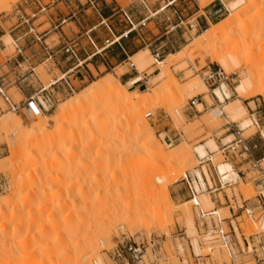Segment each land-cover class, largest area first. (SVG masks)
I'll return each mask as SVG.
<instances>
[{
    "label": "rangeland",
    "instance_id": "rangeland-1",
    "mask_svg": "<svg viewBox=\"0 0 264 264\" xmlns=\"http://www.w3.org/2000/svg\"><path fill=\"white\" fill-rule=\"evenodd\" d=\"M118 1L126 7L129 1L134 0ZM195 1L203 9L215 0ZM222 1L226 10L207 27L199 28L193 24L191 28L190 24L181 25V29H178L175 34L179 38V47L164 51L163 61L155 62L152 57L153 50H156L160 44L149 50L136 41L154 29L153 24H150L145 29L139 30L136 38L130 43L134 53H137L136 56L121 65L115 64L112 66L116 67L113 70L102 66L94 69L89 65V70L86 67L85 69L90 77L83 82L76 80L71 82L69 79L73 85V91L62 93L59 85L62 82L52 86L54 91L50 88V85L62 75L55 69L52 62L38 65L5 62L6 59L20 56L16 46L22 50V44L25 46L30 41L38 42L47 37L49 38L46 43L53 46L60 34L64 36V32L68 33L66 24H61V20L55 21L54 24H47L49 18L52 17V12H48V6L53 7L55 4L51 5V0H0V36L4 35L0 40V88L13 103L20 104L22 107L30 97L40 101L45 108L42 112L45 116L43 120L47 122L46 132L33 136L34 133L32 134L31 130L39 122L38 116H28L24 109L16 113L12 112L0 95V200H9L3 216L0 215V264H15L16 259L14 257L12 259L10 256L14 255L10 253L15 254L16 248H19L17 245L20 247L23 245L21 242H31L28 244L33 245L37 241L35 244L37 246L58 244L60 252L56 251L57 249L55 251L56 255H59L63 252L60 246L65 247L71 244L69 243L71 240L79 241L84 234L87 235L88 240L90 238L91 242L96 241V238L100 240H98L99 244L98 241L95 242L97 249L86 256V259L91 260V264H113L108 251L124 238L149 244L144 258L145 264H264V229L259 228L260 221L264 218V204L256 210L249 208L251 214L236 209L237 206H241V199L255 200L258 190L253 180L259 178L261 172L248 169L249 173L245 179L239 180L236 177L238 183L225 190L235 210L233 218L236 219L232 225L241 249H244L242 238L247 241V249H244L247 253L244 256L231 258L228 250L221 247L199 219L200 210L204 215L213 211V204H209L211 202L209 194L200 193L205 189L199 180L200 175L201 177H203L202 173L207 175V171H213V168L219 174L218 167L222 164H228L234 170L232 164L222 157L218 148L219 143H226L233 139V136H229V132L223 131L224 128L229 124L238 126L243 138L258 137L260 132L264 133L263 98L255 96L239 99L234 90L238 81L244 77L245 71H250V69L256 70L251 76H255V79L257 75L259 77L254 79L256 87L261 88L262 86L263 88L264 86L262 85L264 82V48L260 47L261 42H256L252 38L253 42L249 40L245 42L242 31L246 25L249 28L256 25L262 15L257 12L259 7L249 6L247 9L246 4L244 6L246 9L240 6L229 10L227 4L235 0ZM231 15H235L236 19L233 20L232 25L229 24L230 26L225 28L226 30L218 39L208 43L201 41L206 31L209 33L215 26H220ZM24 20L27 21L24 22ZM62 26L65 27L61 29ZM69 27L75 30L73 24H69ZM49 31V36H46L45 33ZM153 34L159 35L157 31ZM15 40H17L16 43L13 42ZM162 50L165 48L159 49L160 52ZM180 51L185 57L178 54ZM232 51H238L241 56L238 54L237 56L241 58L248 52H252L249 55V64L244 65L245 63L239 62L243 59L238 61L239 58H235L236 68L231 66L232 69L226 71L222 63L229 58L227 54L230 53L232 56ZM106 56L111 57L110 54ZM138 60L141 61L140 64L137 63ZM134 69L139 72V77H142V74L149 75V83L139 90L122 85L126 87L129 95L133 96L132 101L137 103L141 99L140 105L145 106L139 113L140 116L137 115L135 118L138 121L140 117L147 124L149 131L161 146L159 153L162 154V159L157 154H149L142 145V139L135 141V136L131 131L129 133L127 128V132L124 131L125 124H122L124 130H122V125L112 129L103 124L104 130L100 126L97 129L98 132L95 131L94 126L98 123L96 119L103 114L105 116V113L101 111L97 114L99 112L96 113L94 106L90 104L92 107L86 106L87 111L83 112L82 109L76 107L75 115L73 111L72 115L59 120L60 123L55 125L53 121L59 110L64 105H68L73 98L84 94L94 82L101 79L107 80L108 74L118 80L122 74L135 72ZM169 76L178 84L179 89L169 92L166 88L163 91L165 96L147 104L144 103L142 96L146 92L164 86L167 81H170ZM210 76L212 78L208 79ZM195 77L202 80L205 90L200 88H195L193 91L187 90ZM257 81H262V83L257 84ZM223 85L225 90L222 89ZM42 87L46 90L39 93ZM216 88L221 89L223 94H227L224 100L219 102L220 105H224V108L229 105V108L225 110L229 119L222 118V120L218 119V122L213 121L210 114L217 106L200 120L187 118L186 113L190 111L189 100L203 96L207 98L208 104H212L213 91ZM23 93H27L28 96L25 98ZM134 93L137 95L135 96ZM93 101L95 99L91 103ZM235 101H239L240 108L234 112L231 108L233 109ZM78 111L79 114H77ZM93 112L99 116H94ZM10 120L21 122V129L11 128L12 126L7 124ZM254 121H257L258 126L254 125ZM105 127L109 129V133L105 131ZM92 131L93 134H96L95 132L104 134L105 131L108 134L107 137L105 136L107 140L105 138L99 144L92 146L89 142L91 139L89 135H92ZM124 141L127 144L132 142L130 145H133V148L126 146ZM121 142L125 143L124 146ZM115 145H122L124 150L125 147L131 150L126 153L128 148L124 152L120 146L115 149ZM199 146H203L206 151V157L202 160L199 159L196 151ZM156 157L162 161L155 166L153 163ZM244 168H249V166ZM262 171L264 172V165ZM126 173L129 179H126L128 176L124 178ZM32 174L33 180L31 182L25 180L29 183L21 186L24 179ZM194 176L198 178L202 188L199 190L196 184L193 185L198 206L190 202L194 197L179 200L175 196L177 193L184 192L182 183L185 182L186 177L194 181ZM220 179L222 180L221 175ZM222 183L224 184L225 181ZM172 189L175 190V194ZM14 191L15 199L10 201L9 195ZM70 191L74 196L76 195L72 197L74 202ZM26 192L31 194V198L23 201ZM78 193L81 195L78 196ZM69 196L71 200H67L66 197ZM232 198L236 199V205ZM132 213L137 214L133 216ZM216 214L225 221L233 220L228 208L217 210ZM210 218V216L204 217L208 226H210ZM59 223L63 226L59 227ZM223 227L226 231H230L227 223H224ZM87 231L89 233H86ZM55 234H57L56 237H54ZM33 238L35 241L32 240ZM64 240L68 244L65 245ZM150 241L158 242L159 246L152 248ZM52 242H55L54 245H51ZM53 249L54 247H51V250ZM193 255L197 258L193 259Z\"/></svg>",
    "mask_w": 264,
    "mask_h": 264
},
{
    "label": "crops",
    "instance_id": "crops-1",
    "mask_svg": "<svg viewBox=\"0 0 264 264\" xmlns=\"http://www.w3.org/2000/svg\"><path fill=\"white\" fill-rule=\"evenodd\" d=\"M89 1L92 2L91 5L89 4ZM53 4H55L53 7L50 5L48 6V12H52V17L49 18L47 24H54L57 20L66 19L65 26L67 27L68 33L64 32V36L60 34L58 41L54 42L53 46H49L46 43L49 37L43 40H38V42H34V40L30 41L25 46L22 44V55L13 57V61L12 59H6L5 62L11 61L9 64L19 63L20 65L23 63L38 65L46 62H52L55 69L62 74L60 78L63 74H65L66 78L70 79L71 82H74V80L83 82L87 79V77H90V74L86 70H89V65L93 66L94 69H99L102 66L105 69L111 68V70H113L116 68L112 67L115 64L121 65L137 55V53H134V50L130 46L131 41L136 38V33H131L127 37H124L123 35L119 44L109 47L100 55H95L91 59L86 57V53L80 52L78 56L79 61H81L82 64L77 68L73 67L75 63L73 61H69V58L61 52V49L68 43V41L78 37V34L80 36V43L82 45L86 44L87 39L84 36V33L88 30H91L90 35L93 37L98 46H102L103 41L111 38L112 34L115 36H121L123 32L128 29V25L122 17V11L130 14L134 22H139L145 19V27L153 24L154 29H151L150 33L145 37H140L136 41L149 50L160 44L157 49L164 47L165 50H162L161 52L164 53L166 50L179 47V38L178 36L176 37L175 34L178 32V29H181L182 24H190L189 26L191 28L193 27V24L199 28L201 26L207 27L209 24H212L215 19L219 18V16L226 10L225 4L222 0H215L214 2L206 5L203 9L199 7L198 2L195 0H134L129 1V4L126 7H123L118 0H51V5ZM69 24H73L76 31L72 27H69ZM65 26H62L61 29ZM154 31H157L159 35L155 36L153 34ZM49 33L50 31L45 33V35L49 36ZM168 34H170V36H167ZM2 37H4V35L0 36V40ZM46 46L51 49L52 56L49 51H46ZM88 50L89 47L86 48V51ZM107 54H110L111 57L106 56ZM21 59L23 60L20 61ZM134 71L135 72L133 73L128 72L122 74L118 80L121 85H128L129 88L134 87L137 90L142 89L149 83V75L142 74V77H139L137 69H134ZM136 80L138 82L132 84V82ZM50 88L54 91L52 86ZM23 96L26 98L28 95L27 93H23ZM196 98V104H201L202 110H197L196 104L195 107H189L190 111L186 113V116L189 119L197 118L200 120L205 115L209 114L216 106L220 105L219 101L213 97L212 104H208L204 100L203 96ZM232 127L234 126L229 124V126L224 128L223 131L227 133L229 132V136H232L230 131ZM250 139L252 143H256L258 145L259 149L254 152V158L258 159L262 153H264V133H262V136L250 137ZM221 144L222 143H219V147ZM230 163L234 168V170L232 169L233 172L235 171L234 173L237 175L239 180L245 179L246 175L249 173L248 169H252L246 162L240 163L238 161H231ZM247 165L249 168L245 169L244 167ZM258 172H261V176L253 180L255 188L258 190V195L255 197V200L241 199V206H237L236 209H241L243 212H246L245 210H248L249 208L251 210H256L261 208L264 204V172ZM202 176L203 177L200 175L201 179L199 178V180L205 186V189L201 190L200 193L207 192L209 194L211 201L209 204H213V210L217 211L228 208L229 213L233 218L235 210L232 207L231 200L225 193V190L230 188L233 184H237L238 181L236 180L233 183L229 182L220 187V174L219 176L216 174L215 168H213V171H207V175L202 173ZM199 180L197 177L195 178V176L194 181H191L186 177L185 182L182 183L184 192L177 193L175 196L181 200L194 195V198L197 199L195 196L196 190L193 185L196 184V187L199 190L202 189ZM172 192L174 194L176 193L173 189ZM232 201L236 205V199L232 198ZM198 204L199 203H197V205ZM235 219L233 218V220L230 221L229 219H226L227 221L223 222L227 223L231 233L233 251L236 254L234 259L242 257L247 253L246 250H244L247 249V241L242 238L244 249H241L238 241L236 240L235 231L232 225V222ZM192 257L193 259L197 258L194 255Z\"/></svg>",
    "mask_w": 264,
    "mask_h": 264
},
{
    "label": "bare ground",
    "instance_id": "bare-ground-1",
    "mask_svg": "<svg viewBox=\"0 0 264 264\" xmlns=\"http://www.w3.org/2000/svg\"><path fill=\"white\" fill-rule=\"evenodd\" d=\"M247 4V5H246ZM247 6V9H248V7L249 6H256V7H259L258 9H257V12L259 13V14H261L262 15V18L259 20V21H257V24L256 25H254L252 28H249V26L248 25H246V27H244V30H242L243 31V36H244V39L246 40L245 42H248L247 40H249V41H251V42H253L252 40L253 39H255V41L256 42H261V43H263L262 45L264 46V0H235L233 3H231V4H227V8L229 9V10H234L235 8H237V7H242L243 6V8H244V6ZM250 7V8H251ZM239 9V8H238ZM244 9H246V8H244ZM236 16L235 15H231L230 17L228 16L226 19H225V21H223L221 24H220V26L218 25V26H213L214 28H212V31H210L209 33L206 31L205 32V35H204V37H203V39H201V41L203 40V41H205L206 43H208V42H210V41H213V40H216V39H218V37H220L221 36V34L224 32V30H226L225 28L229 25V24H231L232 22H233V20L234 19H236L235 18ZM235 22V21H234ZM232 25V24H231ZM230 26V25H229ZM248 26V27H247ZM251 38H252V40H251ZM8 40H9V38H8ZM9 41H11V39L9 40ZM250 42V43H251ZM261 43H260V47H262V48H264L262 45H261ZM249 44V43H248ZM253 45V44H252ZM247 46V45H246ZM259 47V48H260ZM246 48H248V47H246ZM247 50V49H246ZM249 51V50H248ZM253 51V50H252ZM233 53H232V56H231V54L229 53V52H227V53H229V54H227V57H229L228 59H227V61H224L223 63H222V67L226 70V71H229V70H231L232 68H231V66L234 68L236 65H237V63H236V59L237 58H239V59H237L238 61L239 60H242L243 59V61H239V62H243V64L244 65H246V64H249L248 62L250 61L249 60V55H250V53H252V52H248L247 53V55L246 56H242V58L241 57H238V56H241V55H239L238 54V51H232ZM247 52V51H246ZM191 53V52H190ZM180 56H184L183 55V52L181 53V51H180V53H178ZM235 54H236V56H237V54H238V56L236 57L235 56ZM235 56V57H234ZM185 57V56H184ZM236 58V59H235ZM241 58V59H240ZM246 58V59H245ZM244 59H245V61H244ZM247 60V61H246ZM137 63L138 64H140L141 63V61L140 60H138L137 61ZM251 64V63H250ZM240 65V64H239ZM249 66V65H248ZM236 68V67H235ZM234 68V69H235ZM250 68V67H249ZM255 72H256V70H254ZM254 71H252L251 69H250V71H245V73H244V77L240 80V81H238L239 83L237 84V86L234 88V90H235V92L237 93V97L239 98V99H243V98H253V97H255V96H261L262 98H263V100H264V86H263V88H262V86H261V84H259L260 86H261V88L259 87V86H257V87H259V89H255V88H257L256 87V81H254V79H255V76L253 77V76H251V75H254L255 73H254ZM119 74V73H118ZM121 74V73H120ZM107 77V80H100V81H98V82H94L88 89H86L85 90V93L84 94H82V95H79V96H77V97H75V98H73L71 101H70V103L68 104V105H64L60 110H59V112H58V114H57V116L55 117V119H54V121L53 122H55V125L56 124H59L60 122H59V120H61V119H64V118H66L67 116H69V115H72V112L74 111V115H75V108L76 107H79V109L83 112L84 110L85 111H87V107L86 106H88L89 104L90 105H92V106H94V108H95V110H96V113L97 112H99V113H97V114H100L101 113V111L103 112V113H105V116H103V115H101V116H99V115H97L95 112H93L94 114V116H99L96 120L98 121V123L96 124V126H94L96 129H95V131H97V129H98V127H100L101 126V128L103 129V124L108 128V127H112V129H113V127H116V126H119V125H122V124H125L126 125V127H125V130H124V126L122 125V130H124V131H126V128H127V131H129V133H130V131L133 133V135L135 136V141H136V139H140V141H141V139L143 140L142 142V145H143V147H144V149L146 150V151H148V153L149 154H157L161 159H162V154L161 153H159L160 152V150H161V146L156 142V139H155V137H154V135L149 131V128H148V126H147V124L139 117V119L140 120H136V118H137V115L138 116H140L139 115V113H141L142 112V110H143V108L145 107V106H142V105H140V101H141V99L140 100H138V102L137 103H135L134 101H132V97L129 95V92H128V90L126 89V87H123L121 84H120V82L116 79V78H114V77H112V76H110L109 74L106 76ZM251 77H253V79L251 78ZM169 78H171V76H169ZM257 78H259L258 77V75H257ZM256 78V79H257ZM255 79V80H256ZM259 80V79H258ZM135 82H137V80L136 81H133L132 82V84L133 83H135ZM262 83V81H257V84L258 83ZM262 85H264V82H263V84ZM168 89V91L169 92H171V91H177L179 88H178V84L174 81V80H172V78L170 79V81H167V83L166 84H164V86H162L161 88L160 87H158V89H154V90H152V91H150V92H146L142 97H143V102L144 103H149V102H151V101H153L154 99H159V98H162V96H165V95H163L164 94V89ZM195 88H200V89H202V90H205V86L203 85V83H202V80L200 79V78H197V77H195V79H194V81H193V83H190L189 85H188V89L187 90H189V91H193ZM222 89L223 90H225V87H224V85L222 86ZM134 95H135V93H134ZM136 95H137V93H136ZM135 95V96H136ZM225 95H227L226 93L225 94H223L222 93V90L221 89H215L214 91H213V96H214V98H216L218 101H222V100H224V96ZM95 99V101H93V103H91V101L92 100H94ZM207 98L206 97H204V100L205 101H208V100H206ZM211 99V98H210ZM136 101H137V99H136ZM233 103V102H232ZM142 104V103H141ZM234 106H233V109L231 108V110H233L234 112L235 111H238L239 110V108H240V103H239V101H235L234 103ZM89 105V106H90ZM145 105V104H144ZM92 106H90V107H92ZM232 106V105H231ZM93 108V109H94ZM227 108H229V105L228 106H226L225 108H224V105H219V106H217L212 112H211V118L213 119V121H217L218 119H220V120H222V118H225V119H229V117L227 116V114H226V112H225V110L227 109ZM78 109V110H79ZM91 109V108H90ZM89 109V110H90ZM92 109V110H93ZM196 109H198V110H200V109H202V105L201 104H196ZM79 110V111H80ZM88 110V111H89ZM91 110V111H92ZM78 111V113L77 114H79L80 112ZM76 112H77V110H76ZM76 114V115H77ZM103 118V120H102V118ZM136 117V118H135ZM45 118V116L42 114V113H40L39 115H38V120H39V122L37 123V124H35L33 127H32V134H33V136L35 135V136H37L38 134H44V132H46V130H47V122L45 121V120H43ZM95 119V118H94ZM100 120H102L101 122H100ZM218 122V121H217ZM217 122H215V123H217ZM100 123H101V125H100ZM7 124L8 125H10V126H12L11 128H14L15 130H19V129H21V127H22V125H21V122H13V121H9V122H7ZM59 126V125H58ZM92 126V125H91ZM93 127V126H92ZM91 127V128H92ZM105 127V128H106ZM106 128V129H107ZM105 129V131H107L108 133H109V129H107L106 130ZM117 129V128H116ZM92 130V129H91ZM99 130H100V128H99ZM104 130V129H103ZM94 131V132H95ZM100 131H102V130H100ZM99 131V132H100ZM104 131V134H102V132H101V134H97V132H95L96 134H93V131L91 132L92 133V135H89L90 137H91V139H89V142L91 143V145L93 146L94 144H99L100 142H102V140L103 139H105L106 137H107V133ZM111 131V130H110ZM126 131V132H127ZM88 132H89V134H90V130H88ZM111 133V132H110ZM114 133V132H113ZM112 134V133H111ZM87 135V134H86ZM110 135V134H109ZM117 135V134H116ZM32 136V135H31ZM106 136V137H105ZM111 136V135H110ZM113 136V135H112ZM127 136V135H126ZM133 136V137H134ZM87 137V136H86ZM89 137V138H90ZM117 137V136H116ZM130 137V136H129ZM128 137V138H129ZM88 140V139H87ZM106 140H107V138H106ZM104 142V141H103ZM123 142V141H122ZM121 142V143H122ZM125 142V141H124ZM126 143V142H125ZM125 143H122V145L124 146V144ZM63 144V143H62ZM65 144V143H64ZM117 144V143H116ZM127 144V143H126ZM130 144H132V142H129L126 146H130L131 147V149L133 148ZM60 145V144H59ZM122 145H118V146H120L121 147V150H124V147L122 146ZM87 146H88V144H87ZM95 146V145H94ZM117 145H115L114 147H115V149H117V147H118ZM128 146V147H129ZM128 147H125L126 149L128 148ZM123 148V149H122ZM71 149H72V146H71ZM107 149V148H106ZM118 149H120V148H118ZM126 149L124 150V152L126 151ZM130 148H128L127 150L128 151H126V153L128 152L129 153V150H131ZM61 150V149H60ZM75 150V149H74ZM101 151V150H100ZM196 151H197V154H198V156L201 158V159H203V158H205L206 157V151L204 150V147L203 146H199L198 148H196ZM73 152V151H72ZM123 152V151H122ZM159 153V154H158ZM115 154V153H114ZM156 155V156H157ZM113 158V160H115V158H114V156L112 157ZM160 158L158 159V157H156L155 159H154V165L156 166L157 164H159L162 160H160ZM112 160V161H113ZM39 162H41V161H39ZM47 162V161H46ZM114 162V161H113ZM49 163V162H48ZM115 163V162H114ZM43 164V163H42ZM39 165V164H38ZM41 165V164H40ZM34 166V165H33ZM153 166V165H152ZM40 167V166H39ZM50 167V166H49ZM50 169V168H49ZM57 169V168H56ZM114 169H116V168H114ZM121 169V168H120ZM119 169V170H120ZM58 170H60V169H58ZM118 170V169H117ZM117 170H116V172H117ZM115 171V170H114ZM218 171H219V174L221 175V177H222V181H225V183L226 182H232V181H236V177H237V175L233 172V170H232V168H231V166L230 165H228V164H222V165H219V167H218ZM48 172V171H47ZM121 171H119V173H120ZM118 173V174H119ZM112 174V173H111ZM114 174V173H113ZM116 174V173H115ZM36 176V175H35ZM116 176V175H115ZM126 176H128L126 179H129V175L126 173V175L124 176V178L126 177ZM114 177V176H113ZM120 177V176H119ZM19 178V177H18ZM33 174L32 175H29V177L27 178V179H24V181H23V185L22 184H20L21 186H25L24 184H28L29 182H31L32 180H33ZM123 178V179H124ZM122 179V178H121ZM125 179V181L126 182H128L127 180ZM29 181V182H26V181ZM38 180H39V178H38ZM42 181V180H41ZM158 181L160 182V179H158ZM47 182V181H46ZM124 182V181H123ZM51 183V182H50ZM54 185V184H53ZM59 185V184H58ZM125 185V184H124ZM56 186V185H55ZM16 187V186H15ZM20 186H18V188H19ZM51 187V186H50ZM15 189V188H14ZM51 189V188H50ZM56 189V188H55ZM76 189V188H75ZM69 190H70V188H69ZM82 190V189H81ZM58 191V190H57ZM51 192V191H50ZM81 192V191H80ZM15 193V191L12 193V194H10L9 195V198H10V201L11 200H13V199H15L14 198V196L16 195V194H14ZM70 193L72 194L73 192L72 191H70ZM25 195H24V200L23 201H27V200H29V198H31V194L29 193V192H26V193H24ZM68 194H69V192H68ZM79 195H81V194H79L78 193V196ZM22 196V195H21ZM76 196V195H75ZM74 194H72L71 195V199H72V201L74 202L75 200L73 199L74 197ZM73 197V198H72ZM8 198V199H9ZM67 198V200L68 199H70V196L69 197H66ZM70 199V200H71ZM63 201H64V199H63ZM66 201V200H65ZM9 202V200H0V215L1 216H3V213L5 212V208H6V206H7V203ZM58 202V201H57ZM67 202V201H66ZM66 202H64V204L66 205ZM71 202V201H70ZM114 202V201H113ZM190 202H193V203H195V204H197L198 203V201H197V199L196 198H194V199H192ZM84 203V202H83ZM60 204V203H59ZM111 204V203H110ZM63 205V204H62ZM62 205H60V206H62ZM85 206V205H84ZM65 206L63 205V208H64ZM111 207V206H110ZM112 208V207H111ZM101 211V210H100ZM114 212V211H113ZM112 212V213H113ZM134 213V212H133ZM132 213V214H133ZM83 214V213H82ZM131 214V215H132ZM137 214V213H136ZM135 214V215H136ZM134 214H133V216H135ZM84 216V215H83ZM103 217V216H102ZM100 219V218H99ZM98 219V220H99ZM95 221V220H94ZM97 221V220H96ZM95 221V222H96ZM91 222V221H90ZM105 222V221H104ZM259 222V221H258ZM134 223V222H133ZM101 224V223H100ZM190 224L192 225V221H190ZM59 225H60V223H59ZM91 225H92V223H91ZM95 225H97L96 223H95ZM94 225V226H95ZM102 225V224H101ZM53 226V225H52ZM63 226V224L62 225H60L59 227H62ZM56 227H57V225H56ZM59 227H57V229L59 228ZM97 227H98V225H97ZM136 227V226H135ZM96 228V227H95ZM259 228L260 229H264V218L260 221V224H259ZM62 229V228H61ZM92 229V228H91ZM90 229V230H91ZM43 230V229H42ZM95 230V229H94ZM98 230V229H97ZM50 231V230H49ZM93 232V231H92ZM58 233H60V232H58ZM63 233V232H62ZM86 233H89L88 231L86 232ZM95 233V232H94ZM93 233V234H94ZM97 233H98V231H97ZM45 234V233H44ZM92 234V235H93ZM96 234V233H95ZM99 234V233H98ZM101 234V233H100ZM40 235H43V234H40ZM56 235L57 234H55L54 235V237H56ZM59 235V234H58ZM97 235V234H96ZM48 236V235H47ZM62 236V235H61ZM89 236V235H88ZM99 236V235H98ZM35 237V236H34ZM43 237V236H42ZM89 237H91V236H89ZM93 237H95V236H93ZM92 237V238H93ZM61 238V237H60ZM64 238V237H63ZM63 238L61 239V240H63ZM43 239V238H42ZM57 239V238H56ZM58 239H59V237H58ZM71 239V238H70ZM32 240H34V238L32 239ZM44 240V239H43ZM49 240V239H48ZM60 240V241H61ZM69 240V239H68ZM92 241L94 240V239H91ZM96 241H93V242H91L90 241V238H89V240H88V238H87V235L86 234H84L81 238H80V240L79 241H72L71 240V242H69V243H71V244H69V245H67V246H65L64 247V245L63 246H60L59 248H60V250H62L63 249V252H61V253H59L60 251H59V249H58V244H56V246L54 245V243L52 242V244L51 245H54V246H50L49 244H45V245H35L36 243H37V241L36 242H34V244L32 245H30V244H28V243H31V242H27V243H25V242H21V243H23V245L20 247V245H17V247L19 246V248L17 249L16 247V252L15 251H13V250H15V249H13L12 250V252H15V254H12V253H10L11 255H14V256H10L12 259H13V257L16 259H14L13 261L15 262V264H91V260H89V259H86V256L89 254V253H93L96 249H97V244L95 243V242H97L99 239H95ZM102 240V239H101ZM35 241V240H34ZM40 241H42V240H40ZM65 241V240H64ZM100 241V240H99ZM99 241H98V244H99ZM45 242V241H44ZM50 242H51V240H50ZM66 242V241H65ZM64 242V243H65ZM46 243V242H45ZM49 243V242H48ZM39 244H41V242H39ZM42 244H43V242H42ZM66 244H68L67 242L65 243V245ZM43 247H44V251H42L43 250ZM51 247L53 248L54 247V249L53 250H51ZM55 247H57V248H55ZM62 247V248H61ZM64 247V248H63ZM55 249H57L56 251H59L58 253H59V255L57 254L56 255V251H55ZM42 251V252H41ZM51 251H53V252H55V254L53 253V252H51ZM10 252V251H9ZM9 257V258H10ZM10 258V259H11ZM11 261V260H10ZM13 264V263H12Z\"/></svg>",
    "mask_w": 264,
    "mask_h": 264
},
{
    "label": "built area",
    "instance_id": "built-area-1",
    "mask_svg": "<svg viewBox=\"0 0 264 264\" xmlns=\"http://www.w3.org/2000/svg\"><path fill=\"white\" fill-rule=\"evenodd\" d=\"M89 4L91 5L92 2L89 1ZM122 17L126 24L128 25V29L123 32L121 36H115L112 34L111 38L105 39L103 41L102 46H98L93 37L90 35L91 30H88L84 33V36L87 39V43L82 45L80 43V36L78 34V37L73 38L68 41V43L61 49V52L69 58V61H73L75 64L73 67H79L82 62L79 61L78 54L80 52L86 53V57L88 59H91L95 55H100L103 51L108 49L109 47L119 44L121 38L127 37L131 33L138 34V31L140 29L145 28L146 20L143 19L139 22H134L133 18L125 11L121 12ZM27 20H24L26 22ZM66 22V19L61 20V24H64ZM31 31H33L31 29ZM110 31V29H109ZM17 42V40L13 41ZM89 47V50L86 51V48ZM17 53L21 56L22 50L16 46ZM46 51H49V53L52 56L51 49L46 46ZM152 57L155 60V62H161L163 61V55L159 51V49L153 50ZM19 64V63H17ZM20 65V64H19ZM131 66V65H130ZM132 67V66H131ZM74 69V68H73ZM212 76H210L208 79H211ZM62 82L60 85L62 93L72 92L73 91V85L71 84L70 80L66 78V75L63 74V76L55 80L54 83H52L50 86H56L58 83ZM58 85V87H59ZM59 89V88H58ZM45 88L42 87L39 91V93L45 92ZM0 95L2 96L5 104L8 106V108L16 113L20 109H24L25 113L28 116H38L40 113L45 110L42 103L38 100H34L33 97H30L26 104L22 107V105L13 103L10 98L7 96V94L3 93L2 89L0 88ZM197 102V98L193 97L189 100V107H195V104ZM219 104H221L219 102ZM254 125L258 126L257 121L253 122ZM233 139L229 140L226 143H222L219 147V152L221 153L222 157L228 161H238L240 163L246 162L250 165V167L257 171H262V166L264 165V153L260 156V158L256 159L254 158V152H256L259 148L256 143H252L250 138H243L241 135V130L238 128V126L234 125L230 129ZM260 136H262V133L260 132ZM202 160L201 158H199ZM208 160V159H206ZM211 161V160H208ZM202 162H200L201 164ZM216 174L219 176L217 170ZM220 177V176H219ZM227 183H222L221 179H219V186L222 187V185H226ZM194 197V195H192ZM198 206V205H195ZM248 214H251V211L245 210ZM201 216L199 219L201 220L204 227L208 230L209 234L212 235L213 238L217 240V242L220 243L221 247L228 250L230 257L234 258L235 253L233 251V241L231 238L230 231H226L223 227V222L225 221L224 218H221L218 214L215 213L213 210L207 215H204V213L200 210ZM210 216V226L205 222L204 217ZM148 243H138L134 240L130 239H122L116 243V245L112 248V250L108 251V256L113 264H145L144 258L146 255ZM150 246L152 248H157L159 246L158 242L156 241H150ZM199 257V256H198Z\"/></svg>",
    "mask_w": 264,
    "mask_h": 264
}]
</instances>
